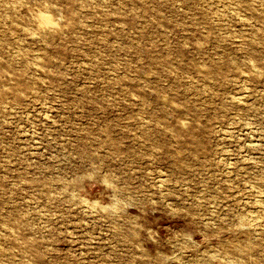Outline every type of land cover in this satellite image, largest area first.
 I'll return each instance as SVG.
<instances>
[{
    "label": "rangeland",
    "instance_id": "rangeland-1",
    "mask_svg": "<svg viewBox=\"0 0 264 264\" xmlns=\"http://www.w3.org/2000/svg\"><path fill=\"white\" fill-rule=\"evenodd\" d=\"M0 264H264V0H0Z\"/></svg>",
    "mask_w": 264,
    "mask_h": 264
},
{
    "label": "clouds",
    "instance_id": "clouds-1",
    "mask_svg": "<svg viewBox=\"0 0 264 264\" xmlns=\"http://www.w3.org/2000/svg\"><path fill=\"white\" fill-rule=\"evenodd\" d=\"M91 180H95V173L91 172L86 174ZM110 174L103 173L101 185L111 193L108 202L91 200L78 193L73 189V186L69 185L65 189V194L68 195V199L78 204L84 211L90 212L93 215H100L106 217H120L122 213L126 212L130 207L128 203V197L122 198L120 192V183L118 178H109ZM72 189V190H70ZM119 193L120 195H116Z\"/></svg>",
    "mask_w": 264,
    "mask_h": 264
},
{
    "label": "bare ground",
    "instance_id": "bare-ground-1",
    "mask_svg": "<svg viewBox=\"0 0 264 264\" xmlns=\"http://www.w3.org/2000/svg\"><path fill=\"white\" fill-rule=\"evenodd\" d=\"M47 23V22H46Z\"/></svg>",
    "mask_w": 264,
    "mask_h": 264
}]
</instances>
